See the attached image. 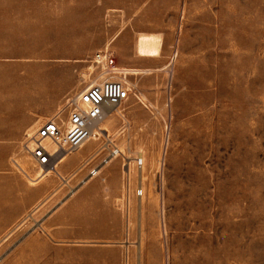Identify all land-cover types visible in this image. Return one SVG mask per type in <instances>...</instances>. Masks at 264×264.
I'll return each mask as SVG.
<instances>
[{"label": "rangeland", "instance_id": "rangeland-1", "mask_svg": "<svg viewBox=\"0 0 264 264\" xmlns=\"http://www.w3.org/2000/svg\"><path fill=\"white\" fill-rule=\"evenodd\" d=\"M141 36L160 40L158 57L138 54ZM106 49L132 93L99 125L100 162L42 172L23 142L0 156V187L14 172L47 188L23 214L1 192L0 264H42L13 250L57 243L49 218L84 183L108 186L101 171L89 177L115 148L121 200L80 216L78 232L98 234L102 219L119 235L72 244L106 245L115 264H264V0H0V100L46 95L30 134L100 80L93 60Z\"/></svg>", "mask_w": 264, "mask_h": 264}, {"label": "crops", "instance_id": "crops-1", "mask_svg": "<svg viewBox=\"0 0 264 264\" xmlns=\"http://www.w3.org/2000/svg\"><path fill=\"white\" fill-rule=\"evenodd\" d=\"M133 74H139V72L135 71ZM1 92L4 93L6 91H0V93ZM39 94L34 97L32 95L25 96L16 91L13 95L7 97L4 95V99L0 100V156L12 157L18 155L21 143L25 139L26 132L32 130L39 122H35V118L32 114L33 111L38 110L39 117L42 118L47 115L48 108L53 104L50 105L48 98L44 94H41L44 95V97L38 99L40 96ZM34 101L36 102L33 103ZM35 104H37V107L33 106ZM95 146V142L91 141L79 153L71 157L67 156L66 162L61 168L73 167L78 169L83 163L87 165L91 164L93 167L96 163H99L101 159L100 157V159L97 160L98 156H94L93 150ZM95 160L96 162H94ZM120 171L121 161L112 160L101 170L103 177L107 179V187L98 179H92L84 183L49 218L48 230L51 238L57 243L45 245L44 250L34 249L27 245H20L13 250V253H24L29 251L33 253L35 258L42 262V264H115L109 256L107 257L104 255L106 251H109L108 246H78L72 244V242L83 235L86 238H98L103 241H110L117 238L119 235L118 225L116 226V224H113L114 226L111 225V228H108V221L102 219L100 220V227L102 226V229L98 234L89 232L90 226L86 227V231L82 235L78 232V229L80 228V216L83 217L82 220L84 222H87L89 214L95 213L96 211L102 214L104 213L105 207L113 205V203L121 200ZM8 173L6 178L7 183L5 182V185H1L0 194L2 192V195L7 194L10 198L13 197L15 204H13V207L9 208V211L15 214H23L31 208L33 200L46 196V186L41 185L38 189L34 190L19 174L14 172ZM15 219H17L16 216ZM11 223L5 224L3 228H8ZM115 226L116 230H113ZM17 249L19 250L17 251ZM74 252H86L87 255L76 258L72 255Z\"/></svg>", "mask_w": 264, "mask_h": 264}, {"label": "built area", "instance_id": "built-area-1", "mask_svg": "<svg viewBox=\"0 0 264 264\" xmlns=\"http://www.w3.org/2000/svg\"><path fill=\"white\" fill-rule=\"evenodd\" d=\"M93 64L101 70L100 80L68 96L52 118L25 135L22 149L42 172H56L68 155L80 151L92 140H99L102 136L99 125L130 98L132 89L127 81L128 74L118 67L113 52L108 49L99 52ZM121 154L119 149H113L91 171L89 179L97 176L102 166ZM136 164L142 170L143 159H136Z\"/></svg>", "mask_w": 264, "mask_h": 264}, {"label": "bare ground", "instance_id": "bare-ground-1", "mask_svg": "<svg viewBox=\"0 0 264 264\" xmlns=\"http://www.w3.org/2000/svg\"><path fill=\"white\" fill-rule=\"evenodd\" d=\"M138 43H139L138 44L139 55L148 56V57L159 56L161 48H160V40L158 38L153 36H141ZM126 73L129 74L130 72L127 71Z\"/></svg>", "mask_w": 264, "mask_h": 264}]
</instances>
